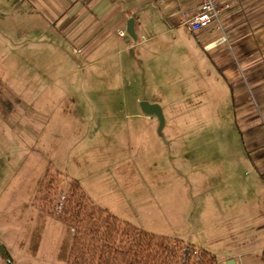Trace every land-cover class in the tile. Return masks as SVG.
Wrapping results in <instances>:
<instances>
[{
    "label": "rangeland",
    "instance_id": "rangeland-1",
    "mask_svg": "<svg viewBox=\"0 0 264 264\" xmlns=\"http://www.w3.org/2000/svg\"><path fill=\"white\" fill-rule=\"evenodd\" d=\"M50 1L0 0V264H66L73 230L57 202L74 182L139 229L222 248L215 232L244 212L253 172L234 153L244 143L232 136L225 83L207 78V63L199 70L188 33L164 48L131 47L128 32L96 42L98 24L57 27L72 6L53 14ZM143 100L162 107V131Z\"/></svg>",
    "mask_w": 264,
    "mask_h": 264
},
{
    "label": "crops",
    "instance_id": "crops-1",
    "mask_svg": "<svg viewBox=\"0 0 264 264\" xmlns=\"http://www.w3.org/2000/svg\"><path fill=\"white\" fill-rule=\"evenodd\" d=\"M76 1L52 0L47 3L52 7L53 14L54 11L62 14V8L65 10V6H72L61 20L58 14H52L56 16L54 22L57 27L74 26L82 19L86 20L82 31L98 24L96 42L113 34L112 31H127L131 18L137 36L134 38L136 47L152 41H158L157 47H161L159 43L162 42L169 47L171 37L176 39L180 34H190L199 70L204 73L202 66L207 63V78L211 75L217 85L220 80L225 83L227 92L224 95L233 115L230 117L232 136L240 137L244 143L243 150L234 153L241 155L237 158H243L247 161L246 165L253 169L245 183L246 201L249 203L244 212L243 209L241 212L233 211L227 216L231 221L228 226L215 232L221 234L224 240L222 248L211 249L207 242L204 247L203 243L200 245L213 252L219 264H226L231 258L236 264H264L261 256L264 249V0H218L223 11L227 40H222L216 29L192 31L188 28L186 20L199 11V0H78L79 3H74ZM36 2V5L43 4ZM43 7L41 9H45ZM63 28L61 31H64ZM81 32H71L67 40H76ZM117 38L125 39L119 35ZM94 47V44L86 47L83 55ZM242 74L247 77L246 84L233 88L232 83L240 80ZM253 94L259 105L258 112L251 109L252 103L244 102Z\"/></svg>",
    "mask_w": 264,
    "mask_h": 264
},
{
    "label": "trees",
    "instance_id": "trees-1",
    "mask_svg": "<svg viewBox=\"0 0 264 264\" xmlns=\"http://www.w3.org/2000/svg\"><path fill=\"white\" fill-rule=\"evenodd\" d=\"M57 203L58 218L73 230L66 264H219L203 247L139 229L92 204L77 182Z\"/></svg>",
    "mask_w": 264,
    "mask_h": 264
},
{
    "label": "built area",
    "instance_id": "built-area-1",
    "mask_svg": "<svg viewBox=\"0 0 264 264\" xmlns=\"http://www.w3.org/2000/svg\"><path fill=\"white\" fill-rule=\"evenodd\" d=\"M162 1V0H158ZM200 9L186 20L188 28L192 31L203 29H216L222 35V40H227L225 26L222 18V8L218 0H199ZM119 36L126 38L127 31L120 29ZM131 47H135L134 41L129 42Z\"/></svg>",
    "mask_w": 264,
    "mask_h": 264
},
{
    "label": "water",
    "instance_id": "water-1",
    "mask_svg": "<svg viewBox=\"0 0 264 264\" xmlns=\"http://www.w3.org/2000/svg\"><path fill=\"white\" fill-rule=\"evenodd\" d=\"M127 32L133 37L136 38V33L134 29V20L131 18L127 23ZM142 110L147 114H155L159 118V131H162L165 125V116L163 113L162 107L157 103H150L149 101H140ZM1 252L6 255L4 247L0 246ZM226 264H236L233 258L229 259Z\"/></svg>",
    "mask_w": 264,
    "mask_h": 264
}]
</instances>
